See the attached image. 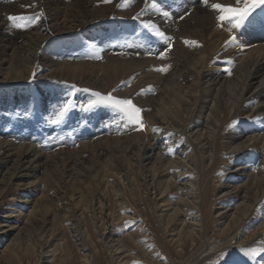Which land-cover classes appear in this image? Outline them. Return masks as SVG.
I'll list each match as a JSON object with an SVG mask.
<instances>
[{"label": "bare ground", "instance_id": "6f19581e", "mask_svg": "<svg viewBox=\"0 0 264 264\" xmlns=\"http://www.w3.org/2000/svg\"><path fill=\"white\" fill-rule=\"evenodd\" d=\"M183 2L180 5L177 0H0V97L4 100L5 94L10 96L0 105L19 106L22 95L30 89L51 103L59 93L57 89L51 92L49 82L53 80L100 93L122 83L128 87L122 92L124 95L130 97L131 92H139L137 106L143 108L145 121L144 131H136L135 124L118 125L121 133L129 134L85 140L76 150L64 148L53 153L26 142L0 138V207H6L0 208L1 241L17 232L20 219H34L42 210L47 211L43 206H47L48 193H52L53 201L59 205L68 201L69 209L67 204L59 209L60 216L74 218L70 221L77 228L71 230L80 242V249H84L75 216L83 197L89 196L88 211L97 222L96 204L106 209L107 199L98 188L111 187L121 205L125 199L120 185L133 179L134 171L152 196L177 198L169 201L171 213L161 217L169 226L175 217L182 216L175 243H182L181 236L194 242L197 235L207 244L199 199L200 180L207 171L197 165L204 161L211 169L217 165L219 136L223 134L219 128L226 121L242 118L253 120V124L230 129L224 138L225 151L237 153L236 160L241 163L232 166L220 186L223 197L233 196L222 203L216 227L224 237L220 249L235 250L242 264H257L248 248H258L260 264H264V7L256 10L251 23L230 31L231 25L218 22L210 5L234 4V0H209L208 6L203 0ZM162 3L167 6L162 7ZM116 15L128 22L133 18L144 25L150 22L169 39H158L149 29L146 31L151 35L140 36L141 42L133 43L129 49L102 45L91 39L107 20L110 40L119 30L110 23ZM9 16L33 19L30 23L21 22L26 27L15 28L10 25ZM231 36L236 37V42L226 44ZM95 44L100 47L91 48ZM106 47H110L107 52L98 55L102 56V62L96 63L95 52ZM161 53L165 54L163 59ZM76 55L86 57V61H80ZM163 68L167 70L160 71ZM102 159L105 168L95 165ZM86 162L92 168L97 167L92 176L86 172L89 170L84 166ZM60 169L65 186L81 183L79 178L89 180L76 191H68L64 185L59 187L60 191L51 189V185V190L48 189L51 174ZM244 169L245 181L231 186ZM197 170L198 176L193 178L192 172ZM95 189L98 190L94 192ZM229 201L239 203L229 209ZM27 207L29 212L24 216ZM191 209H198V215L186 223ZM103 216L106 221L101 223L103 244L113 264H121L126 261V239L135 243L133 234L120 238L109 221L110 213L103 211ZM20 231L15 233L14 243L0 251V257L13 259L18 255L20 247L16 240ZM50 247L47 240L36 246L35 264L50 261ZM146 259L150 264H159L150 257ZM90 260L89 254L83 262L90 264Z\"/></svg>", "mask_w": 264, "mask_h": 264}, {"label": "rangeland", "instance_id": "374dc122", "mask_svg": "<svg viewBox=\"0 0 264 264\" xmlns=\"http://www.w3.org/2000/svg\"><path fill=\"white\" fill-rule=\"evenodd\" d=\"M66 1L68 2L71 0ZM177 1L180 5L184 4L183 0ZM166 6V4L162 3V7L165 8ZM116 17H111L110 23L118 27L119 30L116 31L117 33L112 34L110 40L107 39V29L110 31L111 27L107 28V20L103 21L105 25H100L99 29H101V31L95 32V36H92L91 39L98 41V43L102 45L106 44L107 46H113L115 48L121 46L124 49H129L132 47L133 43L138 44V42H141L140 36L148 37L151 35L149 31H146L144 24L135 18L128 22L121 16L116 15ZM11 24L12 22L10 25ZM122 38L123 40H121ZM92 47L98 48L100 45L95 44L91 46V48ZM109 48L110 47H106L95 53L97 56L103 55ZM157 50L158 49H156V51ZM8 54L11 55V51H9ZM117 55L120 54L118 53ZM78 56L79 55H76L80 61H86V57L81 58ZM96 57L93 58L96 63H99V61L102 62V56H99V59ZM49 86L51 87V92L56 89L59 90V93L51 100V103L47 98L44 99V97H39L37 91L30 89L27 91V94L22 95L23 100L19 106L13 103L10 106H5L7 104L0 105V138L14 140V142L17 141L16 143L26 142L44 152L53 153L54 151H59V149L76 150L85 140V142H89L99 139L100 137L120 138L125 135V133L129 134V132L121 133V128H119L118 125L128 126L132 124L127 123L120 114L113 109L100 104H95L91 108L89 107V105H93L94 101L97 99L93 95V90L91 91L88 89L89 91H85L87 88L76 87L68 82L54 80L49 82ZM126 89H128V87H124L122 83H118L101 94L107 95L111 93L113 95L115 94L114 96L120 99H133L132 102L137 106L139 92H131L130 98L129 94L124 95L122 93ZM120 92L122 95L119 94ZM5 96L10 99L9 95L5 94ZM122 96L125 97L123 98ZM5 99L3 100V98L0 97V104H3L4 101H6ZM40 101H44L46 104L41 106ZM68 101H71V104L65 112L64 107ZM137 107L142 110L141 117L143 122V108L141 106ZM62 112L63 115H61ZM254 123H257V121ZM251 124H253V120H243L242 118L224 122L222 128H219L223 134L219 136L217 165L212 169L205 161L197 165L198 169H200L201 165V167L205 168L207 171L200 180L202 192L199 193V199L201 201L200 215L204 216L206 224L203 235L206 237L207 244H205L203 238L197 235L194 236V242L190 241V239L185 236H181L180 241L182 243H175L178 239L182 216L175 217L169 226L164 224V219L161 217L171 213L169 201H176L177 198L175 196H169V200H167L165 198H159V196L156 195L152 196V191L146 190L139 178L136 177L137 175L132 171L131 176H133V179L129 180L127 184L120 185L125 199L123 204L119 205L118 199L111 190V187L107 188L106 186H101V188H98L107 195V199L104 203L106 204V209H103V206L98 207L96 204L97 215L99 217L97 222L93 220L94 218L88 211L89 196L83 197L80 203L81 206H78L79 209H77L78 212L75 216H78L77 221L79 222V229H81L80 233L84 239V246H86L84 249H80V242L73 236L74 232L71 230L73 227L77 228V225H74V222L70 221L74 218H72L71 215H67L68 218H62L60 216L59 209H62L66 204V209H69L68 201H64L63 205H59L53 201L51 197L53 194L48 193L49 199L45 202L47 206H43L48 208L47 211L42 210L34 219L29 217V221L26 220L25 217H21L22 219L16 224L17 232L19 229L21 230L16 240L18 244L17 247H20L18 255L13 259H4L0 257L2 258L0 264H35L37 262L36 246H38V244L40 245L43 240L49 242L51 247L48 251H52L51 253L49 252L51 258L47 264H85L83 262L84 258L89 254L91 255L90 264H113V260H111L101 237L104 227L101 223L103 222L104 224L106 222L103 211H105V213H110L109 221L112 222L114 231L120 238L128 234H133L135 243L126 239V261L123 260L121 264H150L148 259H146L148 257L159 264H240L242 261L237 259L240 258V256H238L239 254H237L235 250L227 251L220 249L224 237L218 234L216 221L217 214H219L222 209V203L233 196L223 197L222 194L224 193L220 192V186L224 184L225 180L230 175L229 173L230 170H232V166L237 167V165L241 163L236 160L237 153L232 154L225 151V135L234 128L247 127ZM143 125V128H140L139 125H135L136 131H144L145 121ZM64 145L66 147H62ZM103 160L104 159L95 165L101 164V166L105 168ZM84 166L87 167L86 169H89L88 171L86 170V172L90 173L91 176L94 174L95 170H97V167L92 168L89 162H86ZM57 172L54 173L55 176L51 174V180L46 184L48 189L54 188L55 190H59V187L63 188L65 186L63 178L61 177V169ZM82 172L84 171L82 170ZM246 173L247 171L245 169L242 170L239 174L240 177L236 178L237 180L235 179V182L231 184V186H238L244 182ZM192 175L193 178L198 176V170L197 172L193 171ZM79 180L81 183L71 182L65 187L68 188V191H76L80 189L79 187L82 183L86 184V181L89 179L79 178ZM50 185L51 187L49 188ZM62 185L64 186L62 187ZM47 187H45V190ZM98 189H95L94 192ZM229 202V209L234 207V204L236 205L239 203L237 201H235V203H232L234 201ZM2 206L3 208H0L4 210L6 207L5 205ZM28 212L29 210L27 207L23 210L22 215L25 216ZM44 212L47 213V215L45 214L46 216L43 214ZM197 215L198 209H191V211L187 213L188 220L186 223L191 221V219H195ZM26 221L28 222L26 223ZM251 231L252 230H250L249 233H251ZM17 232L14 231L10 236L4 238V240H0V251H2L6 245L14 243L15 233ZM227 244L226 246H230ZM205 245H207V247H205ZM248 250L251 256H255L256 263L260 264L259 249L253 247L248 248Z\"/></svg>", "mask_w": 264, "mask_h": 264}, {"label": "snow or ice", "instance_id": "6c2138e0", "mask_svg": "<svg viewBox=\"0 0 264 264\" xmlns=\"http://www.w3.org/2000/svg\"><path fill=\"white\" fill-rule=\"evenodd\" d=\"M105 2H110V0H105ZM203 3L208 6L209 0H203ZM210 7L217 13L216 19L222 25H231L230 31L232 29L243 27L246 22L251 23L253 14L257 9H261L264 7V0H234V4H221V3H213ZM163 15L165 17L168 16L167 12H164ZM33 18L24 17V16H9L8 20L12 22L13 27L15 28H24L27 25L21 23L22 21L31 22ZM146 29H149L155 37L161 40L167 41L169 38L165 35L164 32L160 31L152 23H146L144 25ZM236 42V37L231 36L229 40H227L226 44H232ZM164 53H161L160 56L163 59ZM97 59L100 57L97 56ZM166 68L160 69V71H166ZM85 91H89L85 89ZM93 95L97 98L94 101L93 105H89V107H93L95 104H100L105 107H109L113 109L115 112L120 114V116L130 124L139 125L140 128H143L142 117H141V109L137 107L131 99H120L113 96L111 93L107 95H102L100 92H94ZM71 104V101H68L64 107V111L68 110V106ZM63 115V112L61 113Z\"/></svg>", "mask_w": 264, "mask_h": 264}]
</instances>
